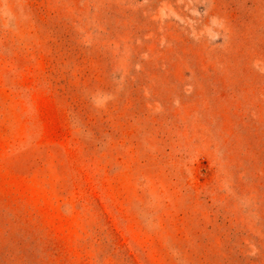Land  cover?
<instances>
[{
	"label": "rangeland",
	"instance_id": "1",
	"mask_svg": "<svg viewBox=\"0 0 264 264\" xmlns=\"http://www.w3.org/2000/svg\"><path fill=\"white\" fill-rule=\"evenodd\" d=\"M0 264H264V0H0Z\"/></svg>",
	"mask_w": 264,
	"mask_h": 264
}]
</instances>
